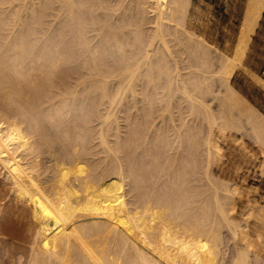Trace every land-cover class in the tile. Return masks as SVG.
<instances>
[{
  "label": "bare ground",
  "instance_id": "6f19581e",
  "mask_svg": "<svg viewBox=\"0 0 264 264\" xmlns=\"http://www.w3.org/2000/svg\"><path fill=\"white\" fill-rule=\"evenodd\" d=\"M191 2L0 0V264H264L251 248L225 259L246 224L233 217L237 188L210 170L215 125L222 137L242 120L264 149V113L232 83L242 69L264 88L243 63L264 0L247 3L231 56L188 28ZM115 78L137 81L126 146ZM196 109L214 205L188 179L200 161L178 163Z\"/></svg>",
  "mask_w": 264,
  "mask_h": 264
},
{
  "label": "rangeland",
  "instance_id": "374dc122",
  "mask_svg": "<svg viewBox=\"0 0 264 264\" xmlns=\"http://www.w3.org/2000/svg\"><path fill=\"white\" fill-rule=\"evenodd\" d=\"M248 2H249V0H192L190 6L188 8V12H187L188 14L186 16L187 19H185V21L187 23L188 28L191 29L192 32H194L196 35H200L201 37H203L208 43L212 44L219 51L231 56L234 54L233 51H235L234 46H236L235 43H237L236 39L238 40L237 34H238V31L240 32V30H239V28L241 27L240 24H242L241 21H243V16H244L245 10L247 8ZM263 12H264V10H263ZM262 16H263V14H262ZM261 18H260V20H261ZM259 23H260V21H259ZM258 25H257V27H258ZM257 27H256V29H257ZM255 32H256V30H255ZM255 32H254V34H255ZM254 34H253V37H254ZM238 36H239V34H238ZM253 37H252V40H253ZM170 45H173L172 46L173 50L179 49L176 46V41H172L170 43ZM249 47H250V45H249ZM263 47H264V44H263ZM248 49H247V51H248ZM246 54H247V52H246ZM182 55L184 57V54H182ZM245 56H244V58H245ZM244 58H243V63H244ZM194 59H192L193 65H194V62L196 61V60L194 61ZM198 61H200V60H197L196 63H198ZM247 62L248 63H250V62H263L264 63V50L259 51V54L254 53L253 58H249ZM199 64H201V63H199ZM199 64H197V65H199ZM197 65H195V67H197ZM200 66H198V67L200 68ZM252 69L251 70L255 74L264 78V66H253ZM244 72H246V71H244ZM247 74L255 81V79L249 73H247ZM134 79L133 78L132 79L131 78H115V84L113 85V88H112L114 90V92L116 91V93H118L117 97H119L122 100V102L121 101L120 102H121V104L124 105L123 106L124 111L123 110L121 111L122 115H124V117L119 116L120 121H122L124 119L122 121L123 123L121 122L122 126H124V127H122V130H124L123 134L124 135L127 134L126 136L123 135L124 136V140H123L124 145L126 144L127 138H128V127H127L128 124L127 123H129V121H130L128 118V114H129L130 110H134L133 103H134L135 98H136V97H132L133 94H130L132 92V90H130V89L133 88L131 86H133L134 83L137 82V81H134ZM136 80H138V78H136ZM191 82L193 84L192 80L189 81L190 84H191ZM132 83H133V85H132ZM219 86H221L220 83L218 86H215V88H218ZM259 86L262 87L261 85H259ZM119 88H121L122 90ZM121 91H122V96L120 94ZM123 95H125L126 97L124 98ZM137 97H139V96L137 95ZM128 98H130V99H128ZM120 99L116 98V100H118V101ZM125 99H126V101L128 100L129 102L128 101L126 102ZM138 100L140 101V99H137L136 101H138ZM118 101H115L116 106L118 105ZM124 101L126 102V104H124L125 103ZM127 103L129 106L127 105ZM138 105L141 106V103H139ZM116 106L114 105L111 108H114ZM102 108H106V107L103 106ZM111 108H107V109H111ZM116 108H117L116 110H115V108L113 109L114 112H116L114 114L115 118H117V116H118V113H117L118 112V106ZM125 109H127V110H125ZM127 111H129V112H127ZM187 111H188V109H186V112ZM197 111L198 110L196 109V111H194V113L189 112V113H191L190 114L191 117H195L197 115L198 120L196 121V126L194 125L195 126L194 131H193V127L191 129L189 128V129H186L184 131L183 142L186 145L184 146V144L181 143V147L184 146L183 147L184 150H182L183 151L182 153H180L181 147L179 149V155L181 154L180 156L184 157V155L186 153V154H188V158H187V155H185L186 158L184 157V159H182V157L179 156L178 157L179 158L178 163L181 162V160L183 163V161L185 160L186 162H184V164L186 163V164L193 165L194 163H197L200 161V163H198L201 167L200 170L198 172L196 171L197 173L196 172L191 173L190 176L188 177V179L191 182H194V184L193 183H191V184L193 185L192 187H194L193 189H195L194 191L196 193L201 194L203 192L204 197L202 195L201 196L199 195L198 197L205 200V198H206L205 196L208 194L206 199L207 200L209 199V201H207V200L206 201L208 203H211L212 200L215 201V199L213 198L215 187L210 184V182L207 178H204L205 175H202L204 168H205V165L207 164V161L205 160L206 163L204 161L202 162V160H204L205 158L200 157V154H199V152L201 153L200 146L202 145L201 143L203 142V139H204L203 136L206 133H208L209 120H207L208 118L203 117V115H201L199 113L196 114ZM126 112H127V114H126ZM186 112H185V115H188L187 114L188 112L187 113ZM199 116L202 117L201 120H199L201 118V117L199 118ZM240 121H242V120H239L240 124L238 126H236V124H231L230 126H227L225 129H223V132H222L223 136L222 137H221V132H220L221 130H219L218 125H215L216 130L214 131L215 136L220 139L219 143L222 146V153H221L222 156L220 155L221 159H219V157H218L216 159V161L215 160L213 161V163L214 162L215 163L214 164L212 163L210 170L212 172V175H214L213 177H221V178H223V179H225V180H227L230 183H233L235 185V187L237 188V192L235 194H233V197H234V200L236 202V211L234 212L233 217L236 220L242 221L243 225L246 224L245 225L246 227L244 228V233L239 231V234L237 235L236 239H234V241H231V240L229 241V238H227V243L225 245L226 253H225L224 257L227 261H231V260H233V255L235 256V249L245 251V250L251 248L254 250L253 255L257 254L261 258V261L264 263V149L260 146L259 143L256 142L254 134H252V131L249 128V125L244 124L245 123L244 120L242 122V124H244V125H241ZM240 125L244 126V128L240 127ZM124 128H126V129H124ZM188 130H189V132H188ZM163 131H165V129L160 130V132L153 135V137L151 138V142L153 141V143L152 144L150 143V149H152V150H150L149 152L153 153L154 152L153 150H155L156 153H157V151L161 152L160 151L162 149L161 145L163 143L161 141V139L164 141V139L166 138L165 137L166 135H164V136H162V135H163V133L166 134L168 132L167 136H169V133H170L168 130L165 132H163ZM186 132H187V136H186ZM194 133L195 134L197 133L196 138H195ZM184 134H185V136H184ZM199 135H200V138L198 137ZM192 137H194V138H192ZM154 139H156V143H155ZM185 139L187 140L188 143H185L186 142ZM191 139H193L194 141L192 142ZM190 142H192L193 144H191ZM154 144L157 145L156 148H154L155 147ZM197 144H200L199 148H198ZM194 146L195 147L197 146V148L199 150L198 152H197V149L194 148ZM189 147L193 148V152L190 151V153H188V151L190 149H192ZM188 148H189V150H188ZM157 149H160V150H157ZM152 153H149V154L152 155ZM191 154H192V156H191ZM150 155H148V156H150ZM153 155L155 156V154H153ZM193 155L194 156L196 155V158H194ZM198 155H199V157H197ZM148 156H147L148 160H149V158L153 160L152 157H148ZM190 157H191V160L189 159ZM186 159H188V160H186ZM194 159H196V162H194ZM191 161H193V162H191ZM201 163H202V165H201ZM176 165L182 166L183 164H181V165L176 164ZM191 177L194 179L192 180ZM198 177H199V180H198ZM201 179H202V181H201ZM197 184H200V185H197ZM201 185L203 186V189H202ZM126 187L127 186H125V191H127L128 193L125 194V198L127 200L129 198V201H130L132 199V194H131L132 190L129 191V190H127ZM195 187H197V188H195ZM204 187L206 188V190H204ZM128 189H131V187H129ZM220 195H221V197H220V199H221L223 197L221 192H220ZM210 198H211V200H210ZM214 201L211 204L214 205L216 202V201L215 202ZM252 207H253L252 215L250 217L244 216L243 212H245V210L247 208H252ZM225 234L228 236V232H226ZM249 262H250V264L251 263L257 264L256 260L253 259V256L250 258Z\"/></svg>",
  "mask_w": 264,
  "mask_h": 264
},
{
  "label": "crops",
  "instance_id": "0c3cea01",
  "mask_svg": "<svg viewBox=\"0 0 264 264\" xmlns=\"http://www.w3.org/2000/svg\"><path fill=\"white\" fill-rule=\"evenodd\" d=\"M239 30H240V28H239ZM238 34H239V31H238ZM238 34H237V38H238ZM236 42H237V39H236ZM263 44H264V12H263V16L260 20V23L256 29V32L254 34L253 40L250 43V47L247 51V54L244 58V64L247 67H249L250 69H252L253 66H264L263 62H250V63L247 62L249 58H253L254 53L259 54V51L264 50ZM234 48H235V46H234ZM232 83L238 89H240L249 98V100L254 105H256L257 108L260 109L261 112L264 113V89L262 87H260L242 69L237 70V72L235 73V75L232 78Z\"/></svg>",
  "mask_w": 264,
  "mask_h": 264
}]
</instances>
